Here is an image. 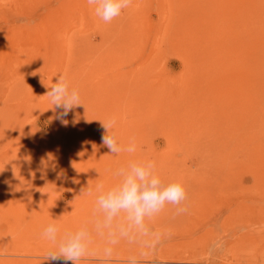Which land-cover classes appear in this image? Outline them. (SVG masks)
<instances>
[{
	"label": "rangeland",
	"instance_id": "1",
	"mask_svg": "<svg viewBox=\"0 0 264 264\" xmlns=\"http://www.w3.org/2000/svg\"><path fill=\"white\" fill-rule=\"evenodd\" d=\"M61 74L83 102L66 125L44 96ZM111 118L135 153L102 145ZM263 146L264 0H134L107 24L87 0H0V264H72L45 260L50 223L89 229L79 264H264ZM148 160L187 211L146 219L159 240L120 236L123 213L97 232L81 189Z\"/></svg>",
	"mask_w": 264,
	"mask_h": 264
},
{
	"label": "clouds",
	"instance_id": "2",
	"mask_svg": "<svg viewBox=\"0 0 264 264\" xmlns=\"http://www.w3.org/2000/svg\"><path fill=\"white\" fill-rule=\"evenodd\" d=\"M133 2L134 0H87L94 14L106 24L120 17L124 10L132 6ZM44 96L50 99L53 107L62 109L56 115V119L65 125L68 121L64 118L74 108L83 106L80 91L71 86L65 74H61L57 82L51 84L50 90ZM116 123L115 118L103 122L106 134L102 135V145L106 146L113 155L122 152L135 153L137 151L135 138H131L127 145L121 144L115 131ZM114 175L120 178L119 183L108 190H105L103 183L96 184L94 189L90 185L81 189V195L86 193L92 196L94 192L97 194L94 214L103 217L102 220L95 221L97 232L104 228H111L113 222L123 213L127 224L119 228L120 236L129 238L130 242L135 239L136 235H153L159 240L158 233L150 232L145 223L146 219L160 213L166 204L177 206V215L187 211L186 207H180L187 198L185 188L180 182L163 183L156 174V163L153 160L130 162L127 167L119 168ZM59 231L58 224L50 223L41 233L43 238L57 245L55 251L48 252L45 260L55 261L62 258L66 262L79 264L92 243L89 229L81 227L75 232H66L58 240ZM109 236L113 237L109 239L110 244L118 242L114 238L115 233L110 232ZM112 251L111 247L105 248V255L111 256ZM128 264H139V261L132 257Z\"/></svg>",
	"mask_w": 264,
	"mask_h": 264
},
{
	"label": "bare ground",
	"instance_id": "3",
	"mask_svg": "<svg viewBox=\"0 0 264 264\" xmlns=\"http://www.w3.org/2000/svg\"><path fill=\"white\" fill-rule=\"evenodd\" d=\"M230 122H231V120H230ZM224 123H225V122H224ZM226 123H228V122L226 121ZM226 123H225V124H226ZM225 124H224V125H225ZM231 124H232V122H231ZM231 124H230V125H231ZM226 125H227V124H226ZM228 125H229V124H228ZM263 148H264V146H263Z\"/></svg>",
	"mask_w": 264,
	"mask_h": 264
}]
</instances>
